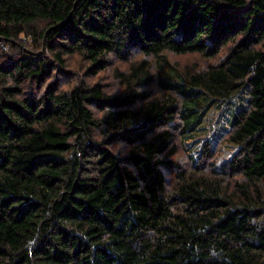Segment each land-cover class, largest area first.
Masks as SVG:
<instances>
[{"label": "trees", "instance_id": "1", "mask_svg": "<svg viewBox=\"0 0 264 264\" xmlns=\"http://www.w3.org/2000/svg\"><path fill=\"white\" fill-rule=\"evenodd\" d=\"M0 38V264H264V0H0Z\"/></svg>", "mask_w": 264, "mask_h": 264}, {"label": "rangeland", "instance_id": "2", "mask_svg": "<svg viewBox=\"0 0 264 264\" xmlns=\"http://www.w3.org/2000/svg\"><path fill=\"white\" fill-rule=\"evenodd\" d=\"M8 48L9 45L6 51H8ZM228 104L229 103H227L226 105ZM226 105L220 108H210L202 121L204 122L203 125H200L199 129H196L192 132V137L198 139V142H200L201 140L204 139L205 136H210L209 133L212 129H213L212 131L213 133L217 130L218 126H220L222 123H225L226 121L222 118L223 115L227 114L228 107H230V104L228 105L227 108H224Z\"/></svg>", "mask_w": 264, "mask_h": 264}, {"label": "built area", "instance_id": "3", "mask_svg": "<svg viewBox=\"0 0 264 264\" xmlns=\"http://www.w3.org/2000/svg\"><path fill=\"white\" fill-rule=\"evenodd\" d=\"M7 47H8V44L2 38H0V51L1 50L6 51Z\"/></svg>", "mask_w": 264, "mask_h": 264}]
</instances>
